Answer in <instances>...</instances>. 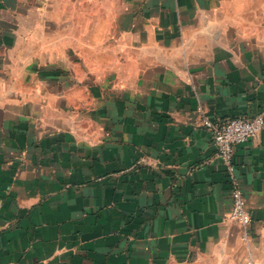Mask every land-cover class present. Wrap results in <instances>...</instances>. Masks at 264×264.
I'll return each instance as SVG.
<instances>
[{"label": "crops", "instance_id": "0c3cea01", "mask_svg": "<svg viewBox=\"0 0 264 264\" xmlns=\"http://www.w3.org/2000/svg\"><path fill=\"white\" fill-rule=\"evenodd\" d=\"M258 115L264 0H0V264H264Z\"/></svg>", "mask_w": 264, "mask_h": 264}, {"label": "built area", "instance_id": "2783aa9c", "mask_svg": "<svg viewBox=\"0 0 264 264\" xmlns=\"http://www.w3.org/2000/svg\"><path fill=\"white\" fill-rule=\"evenodd\" d=\"M204 126L212 132L217 158L227 167L231 179L233 209L226 220L247 226L252 223V215L240 182L234 176L233 162L237 146L254 140L264 131V117H236L219 123L206 118Z\"/></svg>", "mask_w": 264, "mask_h": 264}]
</instances>
